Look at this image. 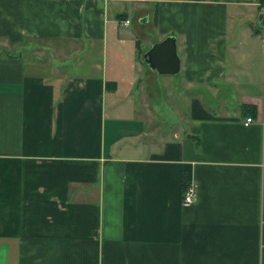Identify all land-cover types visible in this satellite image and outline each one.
<instances>
[{
  "label": "crops",
  "instance_id": "obj_1",
  "mask_svg": "<svg viewBox=\"0 0 264 264\" xmlns=\"http://www.w3.org/2000/svg\"><path fill=\"white\" fill-rule=\"evenodd\" d=\"M263 5L0 0V264H264Z\"/></svg>",
  "mask_w": 264,
  "mask_h": 264
},
{
  "label": "water",
  "instance_id": "obj_2",
  "mask_svg": "<svg viewBox=\"0 0 264 264\" xmlns=\"http://www.w3.org/2000/svg\"><path fill=\"white\" fill-rule=\"evenodd\" d=\"M142 59L150 70H155L160 75H177L180 71V59L177 55L176 38L168 36L153 44Z\"/></svg>",
  "mask_w": 264,
  "mask_h": 264
},
{
  "label": "rangeland",
  "instance_id": "obj_3",
  "mask_svg": "<svg viewBox=\"0 0 264 264\" xmlns=\"http://www.w3.org/2000/svg\"><path fill=\"white\" fill-rule=\"evenodd\" d=\"M260 1H262V4H264V0H260ZM260 4H261V2H260ZM262 10L264 12V5H263ZM246 15H247V13H246ZM246 18H247V16H246ZM241 20H245V17H242ZM263 20H264V16H263ZM161 82H162V78H161L160 75H158V79H157L156 83L153 84L152 86H150L151 87L150 104L155 107L154 110H155L156 113H158L161 116H163V115L168 116L169 111H170L169 108H170V105H171V103L169 101L170 99L167 96V89L168 88H165L163 86V82H162V84H161ZM222 96H226L227 97L228 107L229 108L235 107V102H236L235 93L231 92L230 90H226L224 93L220 94L217 97H212L211 95H208L206 97L204 96L203 99L208 105L216 106L217 103H219V101L221 100ZM177 102L180 105V108L183 109V106H184V103H185V97H183V96L179 97L178 96V101Z\"/></svg>",
  "mask_w": 264,
  "mask_h": 264
},
{
  "label": "built area",
  "instance_id": "obj_4",
  "mask_svg": "<svg viewBox=\"0 0 264 264\" xmlns=\"http://www.w3.org/2000/svg\"><path fill=\"white\" fill-rule=\"evenodd\" d=\"M129 21L122 22V26H127ZM252 119L247 118L245 124H248ZM197 199V183L194 181H189L183 189L181 202L183 205H190L194 203Z\"/></svg>",
  "mask_w": 264,
  "mask_h": 264
},
{
  "label": "trees",
  "instance_id": "obj_5",
  "mask_svg": "<svg viewBox=\"0 0 264 264\" xmlns=\"http://www.w3.org/2000/svg\"><path fill=\"white\" fill-rule=\"evenodd\" d=\"M137 49H138V48H137ZM241 109H242V110H247L248 112L250 111V113H251V111H253V114H254V111H255L254 108L252 109V107H249V106H246V105H245V106L243 105V106L241 107ZM186 184H187V183H186ZM186 184L184 185V187L186 186ZM184 187H183V189H184Z\"/></svg>",
  "mask_w": 264,
  "mask_h": 264
}]
</instances>
